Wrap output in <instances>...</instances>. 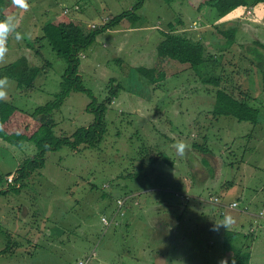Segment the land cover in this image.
Listing matches in <instances>:
<instances>
[{"label": "rangeland", "instance_id": "obj_1", "mask_svg": "<svg viewBox=\"0 0 264 264\" xmlns=\"http://www.w3.org/2000/svg\"><path fill=\"white\" fill-rule=\"evenodd\" d=\"M137 2L139 0L28 2L30 9L22 12L23 24L18 29L24 39L9 38L6 62L0 64V70L15 63L21 68L26 63L41 66V71L33 86L25 88L2 70L0 78H8L4 99L32 112L55 99L62 89L61 82L69 64L48 40L36 41L43 34V23L65 10L76 23L94 30L113 16L130 10ZM207 9V17L216 23L227 18L215 20L211 8ZM250 9L251 14L243 7L233 12L240 16L236 19L244 23L241 28L238 26V43L247 42L243 51L238 47L235 55L224 59L223 79L236 85L240 83L249 92L251 104L261 111L257 125L234 117H215L212 111L216 89L203 83L189 64L159 58L157 47L163 38L162 30H169V22L176 24L182 19L187 27L197 28L193 17L200 14L188 0H173L171 5L166 0H144L138 10L141 20L137 24L125 20L117 28L101 32L95 42L83 50L79 74L97 103L106 99L113 85L122 86L107 110L108 131L98 148L83 145L74 151L64 146L48 152L46 165L35 172L26 186L0 197V264H79L80 261L129 264L133 262L130 261L132 256L136 258L134 264H151L154 253L142 250L138 254L135 247L144 244L140 238L143 234L149 243L157 244L171 257L172 251L176 254V250L186 247L183 252L186 262L181 264H220L222 249L219 253L210 240L221 242L222 226L215 225L223 221L222 207L234 200L243 206L248 198L264 197V64H259L264 62V47L253 42L258 38L256 35L264 38V2ZM33 19H38L36 25H32ZM202 19L204 21L205 17ZM187 27L185 29L191 30ZM213 31L216 39L211 41L226 42V36L218 29ZM122 44L124 48L120 47ZM37 49L43 55H39ZM238 52L246 54L242 55L244 59L237 60ZM210 65L209 62V69ZM139 66L158 68L156 82L145 77L138 70ZM92 100L88 92L72 90L62 106L50 113L55 133L71 136L78 128L90 125L95 117L93 111L88 110ZM178 141L187 145L183 155L175 148ZM195 143L203 144L213 153L198 149ZM37 152L33 142L17 146L0 137V176L5 178L7 188L12 186L7 182L8 174L16 173L19 165ZM194 166L201 169L197 180ZM150 185H154L152 190H145ZM157 190L152 197L164 200L161 217H167L170 225L173 220L170 216L181 215L184 222L191 220V225L175 222L172 229L168 224L163 228L152 226H158V220L153 222L155 213L149 209L152 201L148 193ZM104 193L111 197H103ZM183 194L192 198L185 200ZM126 196H131L133 205L125 204L115 226L111 220L115 201L121 200L123 204ZM214 197L220 201H214ZM146 200H149L148 209L140 206ZM147 211L152 219L150 223L143 221L147 220L144 219ZM104 215L108 223L103 221ZM123 219L130 225L123 227ZM247 220L229 227L245 237L250 230ZM11 223L19 230L9 229ZM107 233L117 236L112 238ZM240 241L235 239V243ZM262 242L261 235L256 245H252L250 264L264 263ZM225 243L229 248L234 242L225 240ZM131 245L132 253L129 252Z\"/></svg>", "mask_w": 264, "mask_h": 264}, {"label": "trees", "instance_id": "obj_2", "mask_svg": "<svg viewBox=\"0 0 264 264\" xmlns=\"http://www.w3.org/2000/svg\"><path fill=\"white\" fill-rule=\"evenodd\" d=\"M166 1L170 2L171 5L173 0ZM143 2L144 0H139L130 10L113 16L102 26L94 30L86 29L84 26L76 23L65 12H61L43 26V34L36 38V41L43 42L48 40L52 48L60 57L65 58L69 65L63 75L61 82L62 89L57 93L55 99L43 106L37 107L32 112H28L22 108L20 109L6 99H0V137L17 146H21L25 142H33L38 148V152L35 155L28 157L19 165L15 180L13 183H10L12 184L10 188L5 186V178L0 176V197L12 189L20 191L26 186L35 175V172L46 165V154L48 152L58 151L64 146H69L74 151L79 150L83 145L84 147L98 148L102 143L108 131L106 119L107 110L109 105L115 101L117 92L122 89V86L120 84L113 85L106 99L103 102L97 103L92 91L83 85L82 76L79 74V65L81 63L80 54L95 42L101 32L117 28L125 20L131 22V24H137L141 20L138 10ZM188 2L200 14L195 17L196 23L194 22V25L197 28L187 27L188 25L182 19H179V22H176V24L169 22V30H162L163 38L157 47L159 58L163 61L177 60L181 63L189 64L191 68L197 71L196 74L202 78L203 83L211 85L216 89L215 104L212 111L215 117H234L240 122L250 121L254 125H257L261 111L257 106L251 104L249 92L240 83L236 85L231 80L223 79V61L226 56L230 54L233 56L237 52L238 47L240 51H243L242 49L246 46L247 41H244L245 43H242V41L238 43L237 37L238 26L241 28V25L244 23H241L239 18L233 20L228 25L225 21L216 23L213 21L214 19L211 20L207 17V13H209L207 8H211L210 12H212V17L215 20H221L229 16L232 11L239 7H247V9H250L254 4L264 2V0H188ZM202 16L205 17L204 21ZM179 26H182L183 29L180 30L181 28ZM186 27L191 30L188 31L185 29ZM214 28L218 29L223 36H226V42L222 43L214 40L216 39L215 36H212L214 34ZM212 38H214L213 41H211ZM207 40L211 41L210 44L207 43ZM262 41V39L254 38L253 42L260 47H264V42ZM215 46H218L216 50L213 49ZM40 49H37L36 52L39 55H43ZM242 55L246 56L244 52H238L237 60L244 59ZM209 62L211 63L210 69L208 66ZM259 64L263 65L264 62H259ZM10 65L1 69L0 72L4 70L9 76L15 78L20 86L25 88L33 86L35 78L41 71V66L39 67L37 65L30 66L25 63L21 68L16 63ZM138 70L152 82H156L155 72L158 71V68L155 66H139ZM111 80L113 81L114 78ZM72 90H84L89 93L93 100L90 102L88 110L93 111L95 117L90 125L78 128L71 136H58L54 131V123L52 117L50 118V113L62 106V102ZM207 137L205 139H208ZM195 147H198L202 151L209 150V153H213L208 147H203V144L195 143ZM164 160L171 162L168 161V158ZM173 164L174 162H172ZM12 173H9L8 176ZM133 190L134 188L131 187V191ZM103 197L109 198L111 194L104 193ZM110 200L113 203L111 198ZM247 203L243 205L244 208L246 207L244 211L234 210L230 207H222L221 211L223 212L220 211L222 213L221 217L224 218L226 215L232 216L234 211L243 213L251 212V204ZM115 210V217L118 218L116 207ZM257 215L260 217V211L257 212ZM232 218L235 220L233 222L242 223L243 219L250 221L247 214L243 218L240 217L242 220L238 216H232ZM255 229V226H250L249 233L244 234L246 241L242 245L238 246L233 243L228 245L229 248H233L234 255L227 264L251 263L252 245L247 240L254 239L256 235ZM238 232L235 228H228L225 231L226 240L232 241L235 236L240 234ZM5 251L9 252V248Z\"/></svg>", "mask_w": 264, "mask_h": 264}, {"label": "crops", "instance_id": "obj_3", "mask_svg": "<svg viewBox=\"0 0 264 264\" xmlns=\"http://www.w3.org/2000/svg\"><path fill=\"white\" fill-rule=\"evenodd\" d=\"M28 2H31V0H28ZM78 4V3H77ZM68 6V5H67ZM66 7V6H65ZM69 7V6H68ZM240 8V7H239ZM243 8H246L247 9V7H243ZM65 11V10H64ZM235 11V10H234ZM234 11H232L230 14H229V16H227V18L225 19V20H222L221 22H223V21H225V23L228 25V24H231L232 23V21L233 20H235L236 19V17H240L238 14H236V13H233ZM22 10H20V9H17V8H15L13 5H12V3H11V0H0V19H3L6 15H8V14H18L20 17H21V24H20V27L22 26V24H23V22H22ZM194 14L195 13H193V15L192 16H194ZM38 19H33L32 20V25L34 24V25H36V21H37ZM193 21L194 22H196V20H195V17H193ZM43 26H44V23H43ZM19 27V28H20ZM18 28V29H19ZM43 28V27H42ZM256 30V29H255ZM257 37H258V39H262L263 41L262 42H264V38H262L260 35H257ZM124 44H122V45H120V47L121 48H124ZM1 67V66H0ZM180 159V158H179ZM175 164V163H174ZM176 165V164H175ZM174 166V165H173ZM195 167V171H194V174H195V179L197 180L198 178H200V174H201V169L200 168H198V169H196V166H194ZM177 171V170H176ZM203 173H204V171H203ZM173 175H176V174H172V176ZM202 176H203V174H202ZM174 177V176H173ZM154 185H150V186H148V187H146V189L145 190H152L151 189V187H153ZM161 189V188H160ZM262 189L263 188H261L260 189V191H262ZM159 190V189H158ZM158 190L157 191H150L149 193H148V197L151 199V201H152V204H151V206H150V208L149 209H151L150 211L152 212V213H155L154 215V217H153V219H154V221L153 222H155V220H158L157 221V223H158V226H155V225H152L153 227H155V228H157V227H161V228H163V227H166V225L168 224L169 225V221H168V219H167V217H161V215H160V210H165L164 209V207H165V205H164V203H163V199H161V198H156V199H154L152 196L156 193V192H158ZM178 192V191H177ZM140 194H141V192L140 191H138V197L140 196ZM259 193H257V195H258ZM202 198V197H201ZM126 204H130V205H133V200H131V196H126ZM139 199H141L140 197H139ZM247 201H248V203L247 204H251V212H249V213H243V212H234L233 213V217L234 216H238V217H241V218H243V217H245L246 216V214H247V216H248V218H249V220L250 221H248L249 223H250V226L252 225V226H255V232H256V235H255V237H254V239H252V240H247L251 245H256V240L262 235L263 237H264V216L263 217H259L258 215H257V212L261 209V208H263L264 207V197H262V198H260V199H258V198H254L253 200L251 199V198H248V199H246ZM149 201V200H148ZM147 200L146 201H144V202H142V204H140V206H142L143 208H146V209H148V202ZM156 204H155V203ZM139 206V207H140ZM217 206V205H216ZM180 210V209H179ZM116 211V210H115ZM148 212L149 211H147V213L144 215V219H147V220H143V221H146V223H147V221H148V223H150V222H152V219L149 217V214H148ZM182 212V211H181ZM180 212V213H181ZM179 213V214H180ZM157 214H159V215H157ZM222 214V213H221ZM157 215V216H156ZM166 215H168V212H167V214ZM165 215V216H166ZM220 215V214H219ZM231 216V217H232ZM156 217V218H155ZM170 217H172V219L173 220H171V222H170V225L169 226H172L171 227V229L172 228H174L175 226H174V224H175V222L176 223H180L181 222V225L182 224H184V223H188L189 225H191V223H192V221L191 220H189V221H187V222H184V218L182 219V216L181 215H176V216H170ZM220 217H221V215H220ZM117 219L118 218H116L115 217V213H114V215L112 216V218H111V220H112V223L114 224V223H117ZM221 219L223 220L224 218L223 217H221ZM14 221L15 220H12L11 222L12 223H14ZM116 221V222H115ZM135 221H136V219H135ZM233 221H235V220H233ZM132 222H134V219L133 218H131V222L130 223H132ZM201 222H204V220L203 221H201ZM12 223L10 224V226H9V229H11V230H13V231H18L19 229H18V227H15V226H13L12 225ZM121 223L122 224H124L123 225V227H125L126 225H130V223H129V221L128 220H125V219H123L122 221H121ZM166 224V225H165ZM233 224H237V222H233ZM239 224V223H238ZM240 224H242V223H240ZM111 225V224H110ZM115 225V224H114ZM181 225H178V226H181ZM116 226V225H115ZM118 227H120V226H118ZM122 227V226H121ZM182 227V226H181ZM183 228H186V225L183 227ZM222 228V231H221V235H222V239H221V242L219 243V241L217 240V242H215L214 243V240L212 241V239L210 240V244L212 245V243H213V245L212 246H217L218 247V250H219V253H220V250L222 249V252L220 253V255L221 256H223V260H226L227 262H229V260H231L232 259V257H233V255H234V251H233V248L232 247H230V248H226V243H225V240H226V238H225V236H226V234H225V231L228 229V228H230V227H228L227 229L225 228V227H221ZM39 229V228H38ZM51 233V232H50ZM247 233H249V232H247ZM246 233V234H247ZM52 234V233H51ZM106 235H108V236H111L112 238H114V237H116L117 235L116 234H109V233H107ZM139 235L137 234V235H135L134 236V238H139L138 237ZM140 238H142L143 240H144V244H141V245H139V244H137V246H135V247H137V250H138V254H141L142 253V250L143 251H149V252H151V253H154V257H152V259H151V264H181L182 262H186V255L185 254H183V252H184V250L186 249V247H184L183 249H179L178 251L176 250V254H175V250L174 251H172V254H173V256L171 257V256H169V255H167V252L165 251V250H161L160 248H158V245L157 244H151V243H149V240H148V238L145 236V234H143V235H140ZM235 239L236 240H238V239H240L241 241H240V243L238 242H236L235 243ZM224 240V241H223ZM232 241L234 242L233 244H235V245H242L245 241H246V237H242L241 236V234H239V235H237V236H235L233 239H232ZM221 244H223V245H221ZM175 246V245H174ZM180 246V245H179ZM197 249H198V247H197ZM263 249H264V242H262V251H263ZM134 251V247L131 245V247H130V250H129V252L130 253H132ZM183 256V258H184V260H182L181 261V257ZM252 257H253V254H251V260H252ZM148 258H149V256H148ZM135 257L134 256H132L131 257V260L130 261H133L132 263H129V264H134V262H135ZM137 260H140L139 258H137ZM146 260V256H144V259H143V261H145ZM188 262L189 263H191V260H188ZM251 262V261H250ZM264 264V263H263Z\"/></svg>", "mask_w": 264, "mask_h": 264}, {"label": "clouds", "instance_id": "obj_4", "mask_svg": "<svg viewBox=\"0 0 264 264\" xmlns=\"http://www.w3.org/2000/svg\"><path fill=\"white\" fill-rule=\"evenodd\" d=\"M11 3L15 8L20 9L23 12H27L30 9V5L28 3V0H11ZM249 10L251 12H249ZM247 12L249 14H251L252 10L248 9ZM20 24H21V17L18 14H8L3 19H0V64H3L6 62V57H7L8 51H9V49H8L9 38L12 37L16 41H20V40L24 39V35L20 31H18ZM7 87H8V78L6 76L3 78H0V99L6 98ZM175 148H176L178 154L183 155L187 149V145L183 141H178L175 145ZM12 175L14 176V180H15L16 173H12L11 175L8 176V178ZM8 178H7L8 183L14 182V181L9 182ZM178 194H179V191H178ZM183 195H184L186 200H189L192 198L191 195H188V194H183ZM187 195L189 196L188 198H187ZM235 201H237V200H235ZM125 204H126V199H125L122 207H120L119 203H117V201H116V209H117V213L119 215L118 218L120 217L121 211L125 207ZM233 206H235V205H233ZM240 206H241V204H240ZM262 209H264V207L261 208L259 211H261ZM238 210L244 211V206H241V208ZM122 214H123V212H122ZM104 216H106V215H104ZM102 219H103V217H102ZM232 223H233V218L230 215H226L224 217L223 221L220 223H216L215 226L216 227L223 226L227 229ZM110 224H109V226H110ZM106 226H108V225H106ZM85 264H86V262H85ZM220 264H227V261L221 260Z\"/></svg>", "mask_w": 264, "mask_h": 264}, {"label": "built area", "instance_id": "obj_5", "mask_svg": "<svg viewBox=\"0 0 264 264\" xmlns=\"http://www.w3.org/2000/svg\"><path fill=\"white\" fill-rule=\"evenodd\" d=\"M66 11H68V9H66ZM249 12H251V11L249 10ZM8 181H9V182H13V181H14V176H13V175L10 176V177L8 178ZM188 197H189V196L187 195V198H188ZM213 199H214V201L219 202V198H218V197H214ZM118 203H119V206H120V207H122L123 204H124V203L122 204V201H121V200H119ZM233 205H235V206H233ZM227 207H228V208L230 207V208H232V209H234V210H238V209L241 208V206H240V202H239V201H233V202L229 203V205H227ZM245 209H246V207L244 208V210H245ZM260 216H261V217L264 216V209H262V210L260 211ZM103 221H104L105 223H108V220H107V217H106V216H103ZM80 264H85V262H84V261H81Z\"/></svg>", "mask_w": 264, "mask_h": 264}]
</instances>
